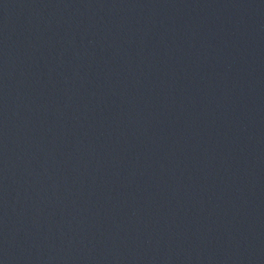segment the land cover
<instances>
[{"label":"water","instance_id":"95a60500","mask_svg":"<svg viewBox=\"0 0 264 264\" xmlns=\"http://www.w3.org/2000/svg\"><path fill=\"white\" fill-rule=\"evenodd\" d=\"M0 264H264V0H0Z\"/></svg>","mask_w":264,"mask_h":264}]
</instances>
